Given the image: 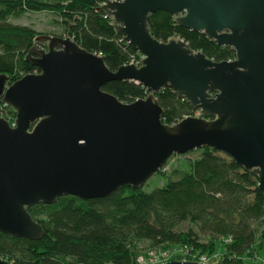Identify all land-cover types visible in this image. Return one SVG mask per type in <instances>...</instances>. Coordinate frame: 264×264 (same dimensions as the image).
Wrapping results in <instances>:
<instances>
[{
    "label": "water",
    "instance_id": "obj_1",
    "mask_svg": "<svg viewBox=\"0 0 264 264\" xmlns=\"http://www.w3.org/2000/svg\"><path fill=\"white\" fill-rule=\"evenodd\" d=\"M98 10L143 55L139 67L112 71L72 38L39 34L25 55L38 71L10 84L0 73L1 102L15 112V126L0 117V231L38 240L44 230L33 205L142 187L172 155L205 146L255 173L264 190V0H103ZM156 11L231 47L235 58L214 61L181 38L156 39L148 25ZM113 80L148 94L123 102L103 89ZM165 87L198 115L163 123L154 93Z\"/></svg>",
    "mask_w": 264,
    "mask_h": 264
},
{
    "label": "trees",
    "instance_id": "obj_2",
    "mask_svg": "<svg viewBox=\"0 0 264 264\" xmlns=\"http://www.w3.org/2000/svg\"><path fill=\"white\" fill-rule=\"evenodd\" d=\"M103 0H0V73L7 84L38 68L25 60L34 39L42 32L12 19L26 13L47 12L60 32L89 52L104 57L114 71L137 55L118 34L114 21L98 7ZM166 11L148 18L151 34L160 41L179 37L195 51L214 61L232 60L234 50L220 46L202 32L176 24ZM103 89L123 102L145 97L142 84L113 80ZM173 124L196 111L168 87L154 93ZM0 111L14 116L9 106ZM199 156L178 171L177 179L153 188L123 185L104 198L83 200L65 195L51 204L28 208L44 230L38 240L0 231V258L11 264H137L140 243L152 250L186 247L170 260H198L220 252L215 264H264V190L258 178L226 153L205 146ZM230 237V241L224 239ZM141 246V247H140Z\"/></svg>",
    "mask_w": 264,
    "mask_h": 264
},
{
    "label": "rangeland",
    "instance_id": "obj_3",
    "mask_svg": "<svg viewBox=\"0 0 264 264\" xmlns=\"http://www.w3.org/2000/svg\"><path fill=\"white\" fill-rule=\"evenodd\" d=\"M53 18L54 16L47 12L26 13L19 18L12 19V22L31 26L34 29H36L38 32H42L41 34H47L43 32H50V31L59 33L60 27L57 26L55 23H53ZM174 38H179V37H174ZM4 112L5 111H0V117H3L4 119L8 120L6 118L7 115ZM196 112L193 115L198 113ZM199 154H200V149H195L185 154L172 155L170 159L165 163V165L161 168V170L153 174L145 182V184L142 187L143 190L150 191L153 188L168 182L169 180L177 179L178 175L175 174L176 173L175 171H178L183 167L185 168L187 166V162L196 159L199 156ZM140 245L142 246L141 251H143V253H140L139 255L145 257L147 251L151 249H149L150 247L148 246V244L140 243ZM219 255H220L219 251L213 253L211 257L208 259V261L205 262L204 264H215L217 262L218 259L217 257H219Z\"/></svg>",
    "mask_w": 264,
    "mask_h": 264
},
{
    "label": "built area",
    "instance_id": "obj_4",
    "mask_svg": "<svg viewBox=\"0 0 264 264\" xmlns=\"http://www.w3.org/2000/svg\"><path fill=\"white\" fill-rule=\"evenodd\" d=\"M142 59H143V55H141L139 52H137V55L132 56V58H130V60L127 62V64H134V65L139 67L141 65ZM27 74H29V73H27ZM2 106L5 107L7 105L3 104ZM197 114H195V115H197ZM14 120H15V115L14 116L9 115L8 122L10 123L11 126H15ZM224 241L225 242L230 241V237L225 238ZM186 251H187L186 247L175 248L172 250H161V249L160 250L159 249L158 250H155V249L152 250L151 249V250L147 251L145 257L138 255L136 262H137V264H157V263H161V262H166L171 257H174L175 255H178V254L183 255L186 253ZM208 259L209 258H207V256L202 255L199 257L198 260H195V261H198V262L204 264L205 262L208 261ZM178 260H186V259L182 258V259H178Z\"/></svg>",
    "mask_w": 264,
    "mask_h": 264
},
{
    "label": "bare ground",
    "instance_id": "obj_5",
    "mask_svg": "<svg viewBox=\"0 0 264 264\" xmlns=\"http://www.w3.org/2000/svg\"><path fill=\"white\" fill-rule=\"evenodd\" d=\"M178 260V259H177Z\"/></svg>",
    "mask_w": 264,
    "mask_h": 264
}]
</instances>
